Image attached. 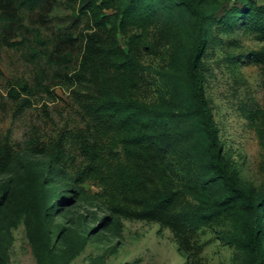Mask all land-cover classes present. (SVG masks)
Masks as SVG:
<instances>
[{
    "label": "trees",
    "instance_id": "trees-1",
    "mask_svg": "<svg viewBox=\"0 0 264 264\" xmlns=\"http://www.w3.org/2000/svg\"><path fill=\"white\" fill-rule=\"evenodd\" d=\"M69 1L88 30L76 67L61 76L83 126L65 129L56 140L33 134L15 150L11 131L5 139L0 134V264H13L7 238L20 224L37 264H70L92 237L108 238L107 229L118 236L120 218L167 226L188 252V264H195L189 253L198 251L194 237L202 227L233 248V264H264V181L260 188L245 183L237 163L224 155L203 71L215 31L243 28L261 42L248 54L260 65L264 88V0ZM38 2L0 0V43L17 47L28 41L20 32L21 10ZM12 32L21 39L13 40ZM33 32L47 48L41 29ZM40 52L60 66L73 60L37 47L30 58ZM152 54L161 59L155 65L144 61ZM149 86L153 94L143 91ZM8 95L22 110L32 103V86L25 79L11 81ZM250 117L264 172V111ZM66 144L78 153H66ZM86 182L101 191L90 192ZM85 201H97L107 214L79 212ZM57 212L65 215L62 222ZM91 219L99 221L89 225Z\"/></svg>",
    "mask_w": 264,
    "mask_h": 264
},
{
    "label": "rangeland",
    "instance_id": "rangeland-1",
    "mask_svg": "<svg viewBox=\"0 0 264 264\" xmlns=\"http://www.w3.org/2000/svg\"><path fill=\"white\" fill-rule=\"evenodd\" d=\"M72 6L69 0H39L34 8H23L21 22L25 28L20 32L28 41L17 47L0 43V134L5 139L8 130L11 131L8 141L13 150L23 146L33 134L40 135L44 141L56 140L65 129L83 126L80 108L69 84L61 76L76 67L83 48L82 36L88 30L86 19L77 21ZM222 13L220 11L218 15ZM34 28L41 29L47 48L35 41ZM11 35L13 40L21 39L18 32ZM214 35L205 50L203 71L224 155L237 163L245 183L260 188L264 181L262 152L250 116L254 110L264 111V88L260 65L248 53L258 49L261 42L253 33H245L243 28L235 34L216 30ZM120 38L125 45V38L122 35ZM34 47L62 55L64 62L67 54L72 55L73 60L60 66L47 62L42 52L32 60L30 53ZM240 53L246 56L239 57ZM231 55L235 56L233 60L229 58ZM159 60L158 54L144 56L147 64L155 65ZM17 79H25L32 86V103L22 110H18V102L8 95L10 82ZM143 91L154 92L151 86L144 87ZM65 149L70 155L78 153L70 144H66ZM77 159L81 161L82 156L78 154ZM64 181L59 179L58 184ZM85 186L92 193L101 191L92 182H86ZM65 189L67 195L69 186ZM96 202L80 203L79 212L97 211L101 216L106 215L107 211L98 209ZM63 216L57 212L56 220L62 222ZM98 221L91 219L89 225ZM120 221L118 236L107 229L108 238L92 237L84 251L70 264H188V252L180 247L167 226L156 220L120 218ZM194 239L199 249L189 254H194L191 260L195 264H233V248L214 229L202 227L196 231ZM7 246L13 264H37L23 224L12 229ZM95 257L100 258L96 261Z\"/></svg>",
    "mask_w": 264,
    "mask_h": 264
}]
</instances>
